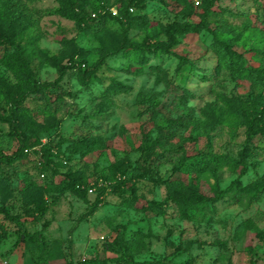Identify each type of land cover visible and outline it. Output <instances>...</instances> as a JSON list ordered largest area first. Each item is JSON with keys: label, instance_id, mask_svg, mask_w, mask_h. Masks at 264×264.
<instances>
[{"label": "rangeland", "instance_id": "1", "mask_svg": "<svg viewBox=\"0 0 264 264\" xmlns=\"http://www.w3.org/2000/svg\"><path fill=\"white\" fill-rule=\"evenodd\" d=\"M70 4L82 5L88 15L102 9L114 15L120 8V0H14L31 24L18 41L29 76L36 85H50L28 93L22 103L21 117L36 125L39 144L10 164L0 160V264H97L118 253L164 264H264V243L252 231L240 240L233 237L235 227L246 221L264 231V195L248 202L237 200L233 188L222 192L235 178L223 160L236 159L244 147L247 168L240 186L264 173V134L246 141L235 114V102L259 89L240 85L227 59L219 58L227 44L248 64V49L264 47V40L242 28L248 20L264 36V0H217L205 23L210 30L217 23L222 36L186 34L154 58L144 51L127 57L117 50L120 27L110 19L78 26L56 14ZM202 5V0H142L128 11L127 43L152 40L135 17L157 32L160 43L164 25L197 23ZM183 13L190 14L185 18ZM107 52L115 55H106L94 70ZM140 54L149 61L134 74ZM70 55L84 63L90 79L82 81L73 68L51 85L57 79L53 62L63 64ZM177 56L193 64L192 73ZM260 64L264 67V60ZM0 76L9 85L16 82L2 66ZM147 99L153 102L150 109ZM179 117L185 125L163 138L167 122ZM159 136L160 146L153 142ZM81 139H98L104 148L80 156L71 148ZM43 144L52 154L49 165L38 171ZM16 147L0 122V153L8 156ZM119 161L126 162L123 176L113 167ZM198 168L205 170L193 189L201 199L182 217L169 200L170 191ZM67 171L80 176L79 195L67 191ZM28 185L42 189L46 206L33 217L21 201ZM216 193L223 197L214 200ZM140 206L149 212L134 210Z\"/></svg>", "mask_w": 264, "mask_h": 264}, {"label": "trees", "instance_id": "2", "mask_svg": "<svg viewBox=\"0 0 264 264\" xmlns=\"http://www.w3.org/2000/svg\"><path fill=\"white\" fill-rule=\"evenodd\" d=\"M58 1L60 2L61 0ZM216 1L217 0H202L203 5L201 7V14L198 17L197 23L173 22L171 24L164 25L158 31V33H160L163 37V41L160 43L157 42L156 39L157 32L144 23L143 19L140 17H135V21L137 22L135 23L137 26H140L141 30L146 32L150 31L149 33L151 34L147 37L152 40H149L145 44H143L145 41H143L142 44H139L138 42L127 43L126 33L128 30V24L132 20L128 11L131 8L135 9L140 7L142 0H120V8L118 7L114 15H111L108 9L95 11V14L92 13L91 15H88L83 6L79 4H70V6H66L65 8H59L57 9L56 14L63 19L76 23L78 26L87 25L90 22L102 18L110 19L111 21L117 23L120 27V34L117 36L119 39L117 42V50H124L126 52L124 56L127 57L130 55L134 56L136 51H144L145 53H148L151 58H154L158 53L161 54L162 52H168V50L178 44V40L176 38L181 39L186 34L197 35L201 31H205L216 38L218 36H222L217 23L213 26L214 29L212 30L208 29L205 23L206 14L211 10ZM191 6L192 5H190L188 9H191ZM262 10V12H264V8H262ZM189 14L190 13H183L182 17L186 18ZM257 21L263 22L260 21V18H257ZM242 24L243 31H246L249 36H258L259 39L264 40L262 31L251 25L248 20L244 21ZM30 26L31 24L28 22V19L23 15L21 16L18 9L14 6V0H0V66L9 71L16 80L14 84L9 85L6 80L0 76V122L6 124L9 134L17 142V147L12 154L5 156L0 153V160L7 164L12 163L16 158H19L23 154V150L31 149L33 146L39 144L37 138L33 134L36 125L27 123L25 118L21 117L23 116L22 103L28 93H38L50 85L45 83L36 85L31 75L29 76V69L26 65L28 62L22 57L23 51L18 41L24 33L28 31ZM257 43L259 45V41ZM224 47L225 51L219 58L223 61V63L225 62L224 60L227 59V62H229L227 68L233 79L240 82V85H246L248 91L259 89L258 93L249 95L245 101L238 100L235 102L236 118L240 126L245 129V140L249 141L254 135L264 134V67L260 64V62L264 60V47L261 49H248L250 50V57L252 58L248 64L246 61L241 60L240 56H235L233 52L229 50V45L226 44ZM10 49L12 50L10 51ZM111 52L101 55L94 64L93 69L96 70L101 65L106 55H115ZM138 58L141 60L138 63L140 66L134 70V74H138L141 66L149 61L145 56L142 57L141 54ZM176 58L179 59L180 64H182L181 66L185 65V69L188 70L189 73L193 72L192 63L178 56ZM53 66L55 67L57 73V79L51 83V85L55 84L60 76L63 75L64 70L73 68L77 70V73L82 81L90 79V74L84 73V63L77 59V55L68 56L63 64L59 61L55 63L53 62ZM152 103L153 102L150 99H147V101H145V104L147 105L146 108L150 109ZM4 107L6 108L4 109ZM183 119L179 117L174 120H169L167 125L164 127L165 134L163 135V138L169 136L170 131L173 128L183 127L185 125V121H183ZM160 137L161 136H159V139L156 138L153 141L158 146L161 144ZM103 146L102 141H99L98 139H81L77 142V144L72 146L71 151L73 153H78L80 156H84L89 152L104 148ZM40 150H42L41 156H43L44 161L42 163L38 162V171L45 169L49 165L47 157L52 154V149H49V146L46 144L41 145ZM247 151L248 149L244 147L236 159H226V161L223 160V166L227 167L229 172L235 175V178L222 192L224 195L226 191L233 188V191H235L234 196L237 197V200L246 198L248 202H256L259 200L261 195H264V173L252 182L246 184L244 187H241L238 182L239 178L246 172V158L248 156ZM249 164L251 165V163ZM113 167L118 170L120 176H123L124 171L126 170V162L119 161L114 164ZM204 170V168L196 169L194 177L193 175L190 176L188 181H186L185 184L182 183L180 186L181 189L188 192V196L181 194L180 188L175 190L172 189L170 191L171 197L169 200L174 203L182 217H186L188 210L194 207L196 200L201 199L195 194L193 188H195V179H201V174ZM68 172L69 171L65 173V176L68 178L67 191L75 195H79L80 193L76 187V183L79 184L81 182V178L77 175H71ZM120 178H118V180ZM119 183L122 184L123 181H119ZM117 187L119 186H116V190ZM223 195H221V193H216L213 195V199L217 200L223 197ZM21 201L25 207V212H28L30 217L41 214L45 211L46 206L42 200V189L39 186L28 185L22 192ZM134 210L146 214L149 212L150 208L140 206ZM249 231H252L251 233L253 234V238L257 239L258 242L264 243V231H259L249 221L239 223L234 229L233 237L235 240H240L244 237L245 233ZM114 242H116V237L113 240V243ZM119 250L120 249H117L115 252ZM96 263L164 264L163 262L152 259L142 261L134 260L131 256L124 253H118L114 258L98 260Z\"/></svg>", "mask_w": 264, "mask_h": 264}]
</instances>
